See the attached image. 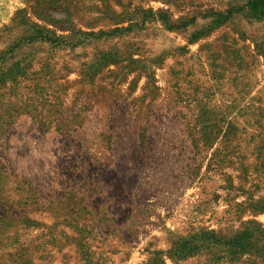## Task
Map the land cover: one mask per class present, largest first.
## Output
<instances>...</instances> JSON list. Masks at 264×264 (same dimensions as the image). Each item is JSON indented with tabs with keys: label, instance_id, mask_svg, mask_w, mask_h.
<instances>
[{
	"label": "rangeland",
	"instance_id": "1",
	"mask_svg": "<svg viewBox=\"0 0 264 264\" xmlns=\"http://www.w3.org/2000/svg\"><path fill=\"white\" fill-rule=\"evenodd\" d=\"M0 264H264L260 0H0Z\"/></svg>",
	"mask_w": 264,
	"mask_h": 264
},
{
	"label": "trees",
	"instance_id": "2",
	"mask_svg": "<svg viewBox=\"0 0 264 264\" xmlns=\"http://www.w3.org/2000/svg\"><path fill=\"white\" fill-rule=\"evenodd\" d=\"M261 1V5H262V7L264 8V0H260ZM248 235V232H243L242 234H241V236H239L238 237V239H237V244L238 245H245V244H242V243H244L245 242V240H246V236Z\"/></svg>",
	"mask_w": 264,
	"mask_h": 264
}]
</instances>
